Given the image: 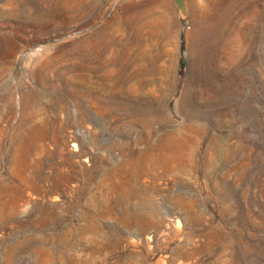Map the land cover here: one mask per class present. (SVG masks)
Returning a JSON list of instances; mask_svg holds the SVG:
<instances>
[{"label":"rangeland","instance_id":"obj_1","mask_svg":"<svg viewBox=\"0 0 264 264\" xmlns=\"http://www.w3.org/2000/svg\"><path fill=\"white\" fill-rule=\"evenodd\" d=\"M184 5L0 0V264H264V0Z\"/></svg>","mask_w":264,"mask_h":264},{"label":"water","instance_id":"obj_2","mask_svg":"<svg viewBox=\"0 0 264 264\" xmlns=\"http://www.w3.org/2000/svg\"><path fill=\"white\" fill-rule=\"evenodd\" d=\"M179 9L184 12L185 11V5H184V0H174Z\"/></svg>","mask_w":264,"mask_h":264},{"label":"bare ground","instance_id":"obj_3","mask_svg":"<svg viewBox=\"0 0 264 264\" xmlns=\"http://www.w3.org/2000/svg\"><path fill=\"white\" fill-rule=\"evenodd\" d=\"M94 1V0H93ZM99 1H107V0H95V2H99ZM80 8V7H79ZM83 14V13H82ZM77 16H79V15H77ZM138 30V29H137ZM74 148H75V145H72ZM42 232V231H41ZM48 237V236H47ZM16 248V247H15Z\"/></svg>","mask_w":264,"mask_h":264}]
</instances>
